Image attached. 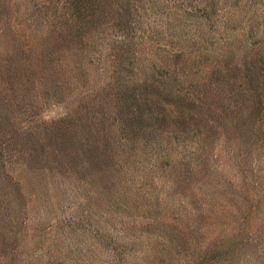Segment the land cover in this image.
<instances>
[{"label": "rangeland", "instance_id": "rangeland-1", "mask_svg": "<svg viewBox=\"0 0 264 264\" xmlns=\"http://www.w3.org/2000/svg\"><path fill=\"white\" fill-rule=\"evenodd\" d=\"M0 264H264V0H0Z\"/></svg>", "mask_w": 264, "mask_h": 264}, {"label": "trees", "instance_id": "trees-1", "mask_svg": "<svg viewBox=\"0 0 264 264\" xmlns=\"http://www.w3.org/2000/svg\"><path fill=\"white\" fill-rule=\"evenodd\" d=\"M94 9L96 8L95 6H92ZM93 8H91L92 10H94ZM80 9H82L84 12L83 13H85V15L87 14V10H85L84 8H82V7H80V6H75L74 7V10H80ZM96 10H99V9H96ZM104 12V10H102V13Z\"/></svg>", "mask_w": 264, "mask_h": 264}]
</instances>
